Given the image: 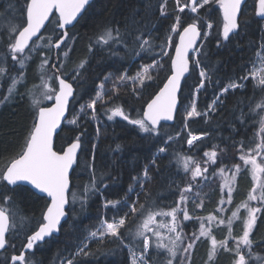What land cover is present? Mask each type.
Instances as JSON below:
<instances>
[{
	"label": "trees",
	"instance_id": "trees-1",
	"mask_svg": "<svg viewBox=\"0 0 264 264\" xmlns=\"http://www.w3.org/2000/svg\"><path fill=\"white\" fill-rule=\"evenodd\" d=\"M22 0H0V60L6 65L3 76H0V170H3L11 159L22 149L25 140L33 126L38 108L32 101H41L39 106L48 105L51 100L43 98L42 75L45 80L54 71L52 64L55 60V50L47 46V39L39 41L40 36L47 38L52 35V25L47 24V29L33 40L45 45L37 52L25 50L23 56L31 58L25 62L24 67L12 64V57L7 50L9 26L19 22ZM164 4V15H161L160 5ZM188 4V0H92L85 8L76 23L68 28V38L57 51L58 61L64 65L61 74H67L74 88L75 95L72 98L66 120L77 115L81 105L93 99L98 90V85L104 81L105 76L111 73V78L105 83L107 95L104 97L105 105H96V119H92V110L86 109L85 113L77 116V125H70L65 121L55 138V149L60 151L71 143L77 135L81 138V148L78 161L71 174V189L69 192V204L67 207V218L59 228V234L45 239L42 243L34 246L32 251L26 252V258L30 264H66L73 260V264H129V255L126 248L119 240L108 238L103 243L99 240H89V234L100 228L103 221L113 222L129 212L125 206L124 198L129 185L133 184V177H142L147 169L150 181L145 183V188L150 192L147 201L148 207L153 210L166 209L175 206L179 199V189L192 184V191L195 189V181L191 180L190 173L178 166L177 160L187 155L192 158L193 165L199 163L208 167V174L219 168H228L238 162L241 142L245 151L255 148L259 140H264L263 135H257L259 116L262 111L256 109L257 103L264 100V91L256 87L257 81L248 76L255 65L259 53L264 61V20L256 15V0H246L242 13L239 16L240 27L236 32L229 35L225 40L222 35L223 19L216 4L198 9L193 14L188 7L180 12V6ZM180 16L184 26L191 23L193 18L199 17L198 27L202 30V42L199 48L202 53L198 56L203 68L211 78L205 81V86L197 91L200 83V68L190 64V71L184 78L179 93V105L175 119L172 124H161L159 135L143 133L138 126L128 121L114 117L107 119L105 108L120 106L132 119L140 118L147 102L162 86L167 75L170 74V59L161 55L163 42L164 49L173 55L174 44L167 46L166 37L171 34L176 42L178 33L183 27L178 28L176 33H171V25L176 17ZM207 23H212V29L207 28ZM111 26L119 28L122 34L132 33L133 36L143 34L151 38L154 46L150 51L140 52L139 55L132 48V37L128 38V49L116 45L114 50L118 55H112L107 47L101 48L96 45L93 51L89 52V45L94 44L100 32ZM210 32L205 37L203 32ZM61 30L53 35V42L61 36ZM138 47V46H137ZM68 52V56H64ZM191 55H194L193 53ZM48 59L49 63L41 67V61ZM153 59L164 64L162 70L151 69L150 74L154 77L146 81V86L139 90V94L133 93L131 81L126 85L119 86L116 93H113V82L120 75L135 76L142 65H149ZM82 60H87L77 79L74 69ZM23 78L17 84L14 93L9 92L4 96L12 83V78ZM237 82L243 85L241 88L229 89L221 96L222 104L216 106L215 111L208 112V105L216 98L221 89L228 86L230 82ZM48 83L57 89V81L51 80ZM31 90V95H29ZM8 97V99H5ZM109 97H112L109 100ZM195 101L200 116H194L185 121L184 116L191 110ZM207 112V115L204 113ZM244 113V123H241V113ZM99 130V134L97 132ZM179 133V135H177ZM206 133V135H204ZM192 134H203L204 136L196 141L192 147L187 146V139ZM173 139L167 145L164 141L168 136ZM93 144L96 148L93 150ZM160 147H166L164 153H159ZM221 149H226L221 151ZM213 150L217 152L216 163L212 166L205 164L207 161L204 153ZM94 156V160H93ZM155 161V162H153ZM95 168V177L98 181L97 188L91 190L93 176L92 165ZM90 191L87 199L75 202L71 199V192L83 194L85 186ZM106 185V187H105ZM208 184L198 185L201 192L197 208L191 201L190 213L192 219L181 224L183 231L191 233L200 226L201 219L216 210L219 197L216 188ZM250 179L246 172L241 173L235 184L232 202L229 208L236 207L250 190ZM139 191V185H136ZM191 191V192H192ZM9 195L11 202L4 204L3 196ZM203 195H208L204 198ZM203 197V198H202ZM131 199H136L134 193ZM106 201H120L117 207H105ZM140 202L145 203L143 193ZM49 203L44 196L36 194L25 185L16 187L0 184V206L7 207L14 212L16 228L10 230L7 235V245L0 252V264H9L13 254H19L31 235L42 221V213ZM130 203V201H128ZM229 211V210H227ZM216 212V211H215ZM144 214L136 217L126 218L125 226L120 230L124 236L125 244L133 248L135 252H142V240L137 243L133 240L135 229ZM21 217L23 222L21 223ZM225 219L226 215L224 214ZM242 221L237 219L232 224V235L238 236L242 232ZM215 231L214 236L221 239L224 234V227ZM219 232V233H218ZM250 239L254 241L252 251L259 257L264 258V210L258 217V224L253 229ZM229 238V246L232 244ZM87 244L85 249L90 253L88 256H76L78 248ZM210 241L208 237H201L192 250L190 264H231L233 254L222 249L212 260L208 259ZM157 256L156 264H165V256ZM250 264H256L258 259H250ZM158 262V263H157ZM15 264H20L17 262Z\"/></svg>",
	"mask_w": 264,
	"mask_h": 264
},
{
	"label": "snow or ice",
	"instance_id": "snow-or-ice-1",
	"mask_svg": "<svg viewBox=\"0 0 264 264\" xmlns=\"http://www.w3.org/2000/svg\"><path fill=\"white\" fill-rule=\"evenodd\" d=\"M245 0H189V3L184 6H180V12H184L185 7L190 8V12L193 14L198 13V9H203L205 6H211L213 3L218 5L219 11L223 19V28L220 33L222 37L227 40L229 34L234 33L241 24L239 19L242 13L243 4ZM89 4V0H22L19 22L10 26L9 28V43L7 45L8 51L12 56L13 61H17V54H24L26 49L30 52H37L45 45L34 42L30 47L29 42L33 37H37V34L42 29H47L46 22L52 25V35L47 38L40 36L39 41L47 39V46L61 48L62 44H66L68 38V32L64 31L63 35L59 36L53 44V35L57 30H64L67 26L72 25L74 21L78 19V16L85 10V6ZM179 6V0H177ZM165 5H160L161 15H164ZM256 15L264 17V0H256ZM200 18L197 16L193 18L191 23L184 26V23L180 16L176 17L175 22L171 25V33H176L178 28L183 27V31L179 32V42L176 43L172 35L169 34L167 39V46H175V55H171L163 47H161V55L168 56L171 62L170 74L167 75L166 80L163 82V87L159 88V91L147 102L146 107L143 109V115L140 118L132 119L125 113L122 107L115 106L112 108H105V114L108 120H112L114 117H121L128 121V123L138 126L139 130L143 133H152L159 135V128L161 121H172L174 119V113L178 109V92L181 88V80L185 77V74L190 71V62L196 67L200 68L199 76L200 83L197 87V91L205 86V81L210 80L208 73L201 68V61L198 56L202 53V49L195 47L197 38L201 36V30L197 24ZM202 23V21H200ZM212 23H207V28L212 29ZM18 33V34H17ZM210 32H203V35L207 37ZM132 37V48L139 55L140 52L150 51L154 42L151 38V34L146 38L143 34H137L135 36L132 33L122 34L119 28H112L111 26L104 28L100 34L96 37L94 44L89 45V52L93 51L94 46L98 45L101 48L107 47L112 55H118L114 50L116 45H120L125 49H128V38ZM138 46V47H137ZM264 47V43L261 45ZM190 52L194 55H190ZM259 55V53H258ZM64 56H68V52H64ZM30 56H22L18 60V63L23 68L25 62L30 59ZM60 67H57L55 63L52 64V68L55 72L47 77L45 80L42 75V87L43 98L45 100H53L54 104L51 107L39 106L41 101L33 100L32 103L38 108L37 115L34 119L33 126L28 134L25 144L21 151L11 159L10 163L6 165L3 170H0V184L6 186H19L20 182H26L31 185L33 189L38 193L46 194L47 198H50V203L46 205V210L42 213V221L39 223V227L31 235L27 237V243L24 245L26 249L31 250L38 241H43L45 237H49L52 233L58 231V226L61 224V218L65 217V205L68 201V193L70 192V169H73L74 164L78 161V150L81 148V138L77 135L76 138L67 145L66 148L60 151L54 150L53 147V133L60 126L61 119L65 117V111L70 103L69 98L74 97V89L71 83L66 79L67 74L62 75L61 70L64 62L58 61ZM49 60L43 59L41 61V67L47 65ZM87 60H82L74 71L76 75L72 77L73 80L77 79L80 74V70L85 67ZM164 64L160 61L153 59L149 65H142L141 70L135 77L120 75L113 82V93H116L119 86L126 85L128 81L133 84V93L139 94V90L146 86V81H151L154 77L150 74L151 69L162 70ZM5 69L0 67V76L5 74ZM264 63L259 69H254L248 76H243L241 80L249 79L251 76L254 80L259 75L258 83L256 87H260L264 91ZM23 73L20 74V78L13 77L12 83L9 85V95L15 92L16 86L21 82ZM111 78V73L105 76L104 81L98 85V90L93 99H91L87 105H81L80 113H85L86 109L92 110V119H96V105L100 103L102 106L106 104L104 97L107 95L105 91V83ZM55 80L58 82V90L52 87L48 81ZM243 87L242 84L235 81L230 82L227 87L221 89L216 98L208 105V112L215 111L218 104H222L221 96L228 92L229 89H237ZM31 95V90H29ZM8 99V97H5ZM112 97H109L111 100ZM256 109L264 111V100L257 103L255 109H251L254 114ZM207 115V112L204 113ZM79 115V114H78ZM201 113L197 111L196 103L193 101L191 110L187 111L184 119L187 121L194 116H200ZM241 123H244V113H241ZM260 132H264V115L259 116ZM70 125H77V118L67 121ZM78 126V125H77ZM99 134V130H97ZM179 135V133H177ZM206 135V133L204 134ZM259 135V133H257ZM173 139L172 136H168L164 144L167 145L169 141ZM201 139L200 136L189 135L187 144L192 147L195 141ZM93 150L96 145L93 144ZM226 149H221L225 151ZM166 147H160L159 153H164ZM240 155L239 160L243 162V165H250V172L253 180V186L248 193L247 201L241 206L246 209V216L243 218L242 232L238 236L232 235V218H229V237L224 240L218 241L210 230L205 229L203 222L200 224L199 234L192 233L190 236L186 235L181 227V223L178 220V213L183 211V219L190 220L188 211L181 206L188 200L187 193L192 191V184L187 185L184 188L179 189L180 196L175 202L176 206L172 207L169 211L163 209L153 210L148 207L147 201L150 198V192L145 188V183L150 181L147 169L144 172L143 177H133V184L129 185L128 191L125 195V206L129 208V212L121 216L119 220L113 222L103 221L100 228L96 231H92L89 234V240H99L103 243L105 239L112 238L119 240L121 245L129 247L132 252V264H149V260L146 258L151 255L149 252L153 241L150 240L146 232H152L156 237L155 247L157 250L163 249L166 251L167 256L165 258V264H174V261L179 260V264H190V256L194 249L196 242L201 237H210V249L208 251V259L212 260L217 256L218 250L222 249L227 253L233 254L231 264H248L250 259H261L256 253L252 251L254 241L250 239L253 229L258 224V216L264 210V157L258 162L257 157L261 156L264 152V140L255 144V148H249L245 151L243 142L239 147ZM254 153V154H253ZM204 156L209 158L212 164L216 163L217 152H205ZM184 161L185 171H189L188 161L192 160L191 157H182ZM94 160V156H93ZM209 161H205L208 164ZM155 162V161H153ZM93 176L91 180V190L97 188L98 181L95 177L94 164L91 166ZM235 171L233 172L232 181L241 171V165H234ZM209 171L208 167H201L199 163L191 170V180L195 181L197 177H204L205 173ZM223 172V168L220 169ZM232 181L227 182L228 187V202H232L231 187ZM139 185V191H137L136 185ZM106 187V185H105ZM90 188L85 186L83 194L77 192H71V199L75 202L77 199L81 201L87 199ZM259 192V195H257ZM135 194L136 199H131L132 194ZM143 193L145 203L140 202V196ZM4 204L11 202L9 195L3 196ZM130 201V203H128ZM256 201L260 206H251L249 202ZM120 201H106L105 207L109 205L117 207ZM221 203H224L223 199ZM200 205H197L199 207ZM143 221L137 225L133 240L139 243L142 240V252L139 256L136 255L132 248L125 244L124 236L120 231L126 224V218L129 216L136 217L144 214ZM16 214L11 212L7 207L0 206V249H4L6 245V233L16 228L14 216ZM157 216H169L171 217V225L168 227V231L172 233L171 236L163 237L159 231L153 230L150 225L155 222ZM232 217H237V212H233ZM21 217V223L23 222ZM209 220L214 219L208 217ZM219 223L223 224L221 220ZM164 226V225H160ZM229 238L234 240V246H229ZM167 239L168 243H164L163 240ZM87 244L78 248L76 256H88L90 253L86 251ZM247 249V252H245ZM247 257V259H246ZM13 264L19 261L20 264H30L27 260L25 253L22 251L19 255H13L11 257ZM67 264H73V260H68Z\"/></svg>",
	"mask_w": 264,
	"mask_h": 264
},
{
	"label": "rangeland",
	"instance_id": "rangeland-1",
	"mask_svg": "<svg viewBox=\"0 0 264 264\" xmlns=\"http://www.w3.org/2000/svg\"><path fill=\"white\" fill-rule=\"evenodd\" d=\"M6 25L8 26L7 29H8V34H9V28H10V26L8 24H6ZM8 43H9V39H8ZM8 43H7V45H8ZM7 50H8V48H7ZM23 55L24 54H17L18 60L20 58H22ZM10 57H12L11 54H10ZM18 60L17 61H13L12 60V64H14V65H20L18 63ZM3 61L4 60H0V65H6V64H3L2 63ZM262 63H264V61H263L261 55H258L257 56V59H256V62H255V66L253 67L252 71H254V69H259L262 66ZM1 67H4V66H1ZM260 75H264V73H260ZM135 76H133V77H135ZM258 80H259V75L256 77L255 81H257V83H258ZM0 88H1V84H0ZM8 92L9 91L7 90L2 97L4 98V96ZM78 114H80L79 111L77 112V115L75 116L76 118H77ZM261 115H264V111H262ZM119 118H121V117H119ZM72 119H70V120H72ZM66 121H68V120H66ZM258 126H259L258 127V133H259V135H263L264 132H260V125H258ZM192 135H195V134H192ZM196 136H200L202 138L204 135L203 134H197ZM260 141L261 140H259V142ZM187 146L189 147L188 144H187ZM212 151L213 150H209L207 152H212ZM182 157H189V156L184 155V156H181L179 160H177L178 166L182 170H185L184 169V161H183ZM262 157H264V152L261 153V156H258L257 157L258 162L261 161V158ZM206 158H207V161H209V158L208 157H206ZM192 163H193V160L188 161V168H189V171L188 172L190 173V175H191V170H193L195 168V166H196V165H193ZM236 164H240L241 165V171H240V173H238L236 175L235 180L232 181L233 172L235 171L234 165H236ZM209 165L212 166L214 164H212L209 161ZM201 167H202V165H201ZM222 168H223V172H221L220 171L221 168H219V169H216L215 171H213L212 174H208L207 175V173H205V176H207V179H205L204 177H197L196 180H195V189L192 192L187 193L188 200H187V202L184 205L181 206L182 208H185L188 211V213H189V215L191 217L192 215H191L190 210H189L190 208H188L190 206L191 201H193L195 203L196 207H197V205L202 204V203L198 202V199H199V197L201 195L200 193L203 192V190H201V188H199L200 186L198 187V185H200L201 183L208 184L209 181H210V185L216 188L215 191L217 192L216 195H218V197H219V203H217V207H216V210H215L216 212L214 211V212H212L210 214L205 215L201 219L200 222H203L204 223L206 230H210L211 231L212 236H214L215 231L219 229L218 226L220 228L224 227V229H225L224 232H223L224 236L221 239H218V238H216L214 236L218 241L224 240L226 237H229V223H228L229 222V218H232V224L237 219H241V221H243V218L246 216V209H244L241 205L244 202L247 201L248 193L251 191L252 186H253V183H254L253 180H252L251 172H250L251 166L250 165H248V166L243 165V162L239 160V156H238V162H236L235 164H233L231 167H228V168L222 167ZM243 172H246L248 174V177H249L250 183H251V185H250L251 188L248 191V193L245 196V198L236 207L229 208L230 207V203L228 202V187L226 186L227 185V182L228 181H232L231 187L234 190L235 184L237 182V178ZM143 175H142V177H143ZM262 175H264V174H262ZM210 185H207V188ZM232 195H233V192H232ZM257 195H259V192H257ZM203 197L206 198V197H208V195H206V196L203 195ZM222 199H223L224 203H221V200ZM249 203H250L251 206H260L258 204V202H256V201H252V202H249ZM175 206H173V207H175ZM199 207H197V208H199ZM171 208H166V209H163V210L164 211H169ZM128 210H129V208H128ZM227 210H229V211H227ZM233 212H237V217H232ZM224 214L226 215V218L227 219H225ZM210 216L213 217L214 219L209 220L208 217H210ZM178 220L180 221L181 224H183L184 221H187V220H184L183 219V211H181V212L178 213ZM221 220L224 221L223 224L219 223ZM142 221H143V219L140 221L139 224H141ZM232 224H231V227H232ZM160 225H164V226L162 227ZM170 225H171V217H169V216H157V217H155V222L153 224H151L150 227L153 230H155V231H159L163 237H168V236H171L172 235V233H170L168 231V227ZM242 226H243V224H242ZM199 230H200V226L197 228V230H195V231H193L191 233H187V234L185 232L184 233L186 235H189V236L192 233H196L198 235L199 234ZM146 235L149 236V238H150L151 241H153L152 246L149 249V252L151 253V255L147 256V257H150V258L149 259L147 257L146 258L149 260V264H156V262H154L155 260H157V252H158V250L155 247L156 237L153 235L152 232H146ZM208 238H209V241H210V237H208ZM231 241H232V244L234 245V243H235L234 240H231ZM163 242L164 243H168L167 239L163 240ZM125 248H126L127 253L129 255V261H130L129 264H132V252H130L129 247H125ZM132 250H133V248H132ZM160 250L162 251L163 254L166 253L165 250H163V249H160ZM245 252H247V249H245ZM135 253H136L137 256H139L141 254V253H138V252H135ZM166 256H167V253H166L165 257ZM260 258L261 259H259V261L256 264H264V258L263 257H260ZM151 259H153L154 261H152ZM246 259H247V257H246ZM174 264H179L178 258H177L176 261H174ZM248 264H250V261L249 260H248Z\"/></svg>",
	"mask_w": 264,
	"mask_h": 264
},
{
	"label": "water",
	"instance_id": "water-1",
	"mask_svg": "<svg viewBox=\"0 0 264 264\" xmlns=\"http://www.w3.org/2000/svg\"><path fill=\"white\" fill-rule=\"evenodd\" d=\"M92 0H89V3L91 2ZM245 2H246V0H245ZM244 2V3H245ZM188 3H189V0H188ZM244 5V4H243ZM87 6V5H86ZM86 6H85V8H86ZM189 8V7H188ZM84 11V10H83ZM83 11H82V13H83ZM81 13V14H82ZM81 14L78 16V18L81 16ZM258 18H260V19H262V20H264V17H261V16H257ZM78 20V19H77ZM76 20V21H77ZM76 21H74L73 22V24L72 25H69V26H67L66 27V29H64V30H61V32H62V34L61 35H63V32L64 31H67L68 30V28H70V27H72L75 23H76ZM48 24V22H46V25ZM198 26V25H197ZM199 28V27H198ZM200 29V28H199ZM44 29H42L41 30V32L40 33H38L37 34V37H33L32 38V40L29 42V45L31 44V42L33 41V40H35V39H37L40 35H41V33H42V31H43ZM201 30V29H200ZM181 31H183V29H181L180 30V32ZM237 31V30H236ZM235 31V32H236ZM68 32V31H67ZM231 34V33H230ZM229 34V35H230ZM202 30H201V36L200 37H198L197 38V43H196V45H195V47H199V45H200V43H201V41H202ZM179 42V34H178V37H177V41H176V43H178ZM55 42H53V44H54ZM63 45V44H62ZM54 48V50H55V60H54V62L53 63H55L56 64V66H57V57H56V54H57V51L59 50V49H57V48H55V47H53ZM192 53L190 52V55H191ZM173 55H175V48H174V51H173ZM190 64H191V62H190ZM53 71L55 72V69L53 68ZM189 73V72H188ZM188 73H186L185 74V77L188 75ZM184 77V78H185ZM184 78H182V80H181V85H182V82H183V80H184ZM68 82L69 83H71L69 80H68ZM72 84V83H71ZM72 86H73V84H72ZM161 87H163V84H162V86ZM58 88H59V85H58V82H57V90H58ZM73 89H74V91H75V88H74V86H73ZM180 90H181V88H180ZM180 90H179V92H178V105H179V93H180ZM158 91H159V89H158ZM155 95V94H154ZM153 95V96H154ZM72 98L73 97H70L69 98V101L71 102V100H72ZM54 99L48 104V105H44V106H42V107H51L53 104H54ZM69 105H70V103H69ZM69 105H68V107H67V109H66V111H65V117L64 118H62L61 119V124H60V126L54 131V133H53V147H54V150H56L55 149V138H56V135H57V133L60 131V129H61V127H62V124L64 123V121H65V119H66V117H67V114H68V109H69ZM145 107H146V105H145ZM144 107V108H145ZM38 112V111H37ZM175 115H176V112L174 113V119H175ZM174 119L172 120V121H161L160 122V125L161 124H163V123H165V124H172L173 122H174ZM160 125H158V128L160 127ZM67 147V146H66ZM65 147V148H66ZM79 152H80V149L78 150V155H79ZM77 164V163H76ZM76 164H74V166H73V169H74V167L76 166ZM73 169H70V189H71V174H72V171H73ZM19 185H25V186H27V187H29L30 189H32L36 194H38V195H40V196H44V197H46V194H41V193H38V191L37 190H35V189H33L32 188V186L31 185H29V184H27L26 182H20V184ZM10 187H13V186H10ZM46 199H48V201H49V203H50V198H47L46 197ZM68 201H69V193H68ZM68 204H69V202L65 205V211H66V215H65V217H62L61 218V224L65 221V219L67 218V207H68ZM46 210V209H45ZM61 224H60V226H61ZM60 226H58V231L57 232H54V233H52L49 237H45V239H47V238H50L51 236H53V235H58L59 234V228H60ZM39 227V226H38ZM38 227H37V229H38ZM36 229V230H37ZM7 234H8V232L6 233V237H7ZM44 239V240H45ZM43 240V241H44ZM7 241V240H6ZM43 241H38L35 245H37V244H39V243H42ZM27 243V242H26ZM6 245H7V242H6ZM6 245H5V247H6ZM34 245V246H35ZM34 246H33V248L31 249V250H29V249H26L25 247H23L22 248V250L20 251V253L23 251L24 253H25V255H26V252H28V251H32L33 249H34ZM5 249V248H4ZM4 249H0V252L2 251V250H4ZM19 253V254H20ZM19 254H13V255H19ZM12 255V256H13ZM11 256V257H12ZM17 262H19V261H16L15 263H17ZM9 264H13V262H12V260H11V258H10V262H9Z\"/></svg>",
	"mask_w": 264,
	"mask_h": 264
},
{
	"label": "flooded vegetation",
	"instance_id": "flooded-vegetation-1",
	"mask_svg": "<svg viewBox=\"0 0 264 264\" xmlns=\"http://www.w3.org/2000/svg\"><path fill=\"white\" fill-rule=\"evenodd\" d=\"M8 235V234H7ZM6 239H7V237H6ZM166 255V253H162V251L161 250H158V252H157V256H163L162 258H164V256ZM148 259L150 258V257H147ZM152 261H154L153 259H151ZM155 262V261H154Z\"/></svg>",
	"mask_w": 264,
	"mask_h": 264
}]
</instances>
